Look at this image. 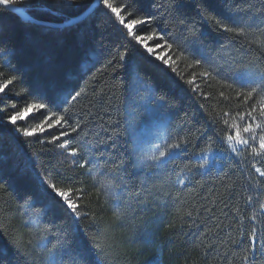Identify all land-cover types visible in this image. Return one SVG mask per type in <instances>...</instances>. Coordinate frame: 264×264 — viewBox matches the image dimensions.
Listing matches in <instances>:
<instances>
[{"label": "trees", "instance_id": "trees-1", "mask_svg": "<svg viewBox=\"0 0 264 264\" xmlns=\"http://www.w3.org/2000/svg\"><path fill=\"white\" fill-rule=\"evenodd\" d=\"M93 1L16 6L62 23ZM109 3L126 23L146 21L134 25L140 42L103 0L62 29L0 7V264H264V0ZM44 98L79 123L70 138L23 136L39 113L13 130L8 117ZM152 123L164 141L150 152L137 137ZM237 132L246 145L228 140ZM177 143L178 157L153 159ZM73 148L93 163L74 166ZM209 152L210 163L200 158Z\"/></svg>", "mask_w": 264, "mask_h": 264}, {"label": "snow or ice", "instance_id": "snow-or-ice-1", "mask_svg": "<svg viewBox=\"0 0 264 264\" xmlns=\"http://www.w3.org/2000/svg\"><path fill=\"white\" fill-rule=\"evenodd\" d=\"M103 2H104V7L110 9L112 13L116 14V16L119 18L120 23L126 29H128V35L129 36H134V25L146 23V21L140 20V19L133 20L131 23H126L125 18L120 15V13H121L120 8L113 7V5L111 3H109V0H103ZM19 3H20V0H0V7H2L3 9H8V8L12 7L13 5H17ZM125 7H127V5H125ZM16 11L20 12L21 9L17 8ZM129 15H132V13H129ZM74 22L75 21L73 19H67L64 21V24L57 25V27H63L65 25H72ZM225 30L231 31V29H229V28H225ZM134 38L137 42L141 41V37L138 35H135ZM149 39L151 40L152 37L150 36ZM160 39H163V37H160ZM157 47H160V45L158 44ZM168 47L171 48V45L169 44ZM147 51L149 53H153L155 51V49L152 47H148ZM123 59H124V57L121 56V60H123ZM156 59L159 60V59H162V57L158 55V56H156ZM163 63L165 65H167L169 63V61L167 59H164ZM203 75H207V73H204ZM8 83L11 84L12 81L9 80ZM190 83H191V81H190ZM3 91H4V88H0V92H3ZM77 95H79V94H77ZM248 95H249V97H251V95H252L251 92ZM12 109L15 110L16 105H12ZM60 109H61V105L59 103H57L55 98H44L43 102H40L37 104H32L29 107H27L23 112H16V114L10 115L8 117V122L14 126L13 127L14 131L19 132L20 128L17 125V122L19 120H27L28 118L36 119L35 115H33V114L39 113L40 116L44 117L43 122L41 124L37 125V127L32 128L30 130L28 128H24L23 133H22L23 136L32 137L34 135H37V133H44L48 130L55 128L58 130L59 134L58 135H51V133H50L51 141H49V142L51 143V142L61 141L65 137L70 138L72 133H75L78 131V129L80 128V125H79V123H77L75 126H73L72 116L70 114H68L66 109L64 110V112L61 115H54V112H59ZM255 111H256V109L253 108L252 112H255ZM252 112H249L248 115L251 116ZM260 115L264 116V104L261 105ZM44 124H47V128L44 127ZM0 126H3L2 115H0ZM258 127H259V125H258ZM249 131H250V129L248 127L244 128L245 133H247ZM228 140L229 141L235 140L237 143H241V144H245V145L248 143V141L246 139H243L241 137V134L239 132H237L235 134V136L229 134ZM66 145H67V141L60 143L59 147L65 148ZM169 148L174 150V151H170L168 153L160 152L159 157H153V159L159 160L161 164H167L170 160L175 159L176 157H178L181 154L182 151H184L181 143L169 145ZM260 148L264 149V137L261 138ZM68 155L74 158L73 159L74 166L78 165L82 169L88 168V166L93 163V161L91 159L84 158V157H80V159L83 160L82 163L79 162V160L75 159L78 157V151L75 148H73L70 152H68ZM165 157H167V159H165ZM200 167H203V165H200ZM256 170H257V172L260 171V169H256ZM92 175L94 178L96 177V173H93ZM100 175L103 176V173L101 172ZM261 175H264V173H261ZM179 183L184 184V180H179ZM101 186L105 187V188H110L111 184L110 183H106V184L102 183ZM0 187H2V185H0ZM48 187L52 189V192L55 193V196L60 197L63 200V203L67 206L68 209H71L73 212H75L78 209L79 205L77 203L73 202L68 191H61L54 184L48 185ZM78 191H80V193H81V195L78 198L82 199L83 198V190H78ZM49 194L51 195V193H49ZM261 207H264V205H261ZM244 259L247 260L248 257L245 256Z\"/></svg>", "mask_w": 264, "mask_h": 264}, {"label": "rangeland", "instance_id": "rangeland-1", "mask_svg": "<svg viewBox=\"0 0 264 264\" xmlns=\"http://www.w3.org/2000/svg\"><path fill=\"white\" fill-rule=\"evenodd\" d=\"M138 135L139 136L137 137V140L140 144V147H142L144 150H149L150 152L159 149L160 145L164 141L161 128L159 125L154 123L145 127ZM167 152H170V150ZM200 158L207 159L210 163L213 158V153L209 152L202 154L200 155Z\"/></svg>", "mask_w": 264, "mask_h": 264}, {"label": "water", "instance_id": "water-1", "mask_svg": "<svg viewBox=\"0 0 264 264\" xmlns=\"http://www.w3.org/2000/svg\"><path fill=\"white\" fill-rule=\"evenodd\" d=\"M100 2H101V0H94L93 3L82 14H80L79 16H77L75 18H72L75 21L72 25H65L63 27H57V25H62V24H64V22L53 23V22H43V21L35 20V19L31 18L21 7L16 6V5H13L12 7L8 8L6 10H8L11 13L15 14L16 16H18L24 22L33 23L36 25L55 28V29H62V28L71 27L75 24H78V23L84 21L98 8ZM17 8L21 9V11L17 12L16 11Z\"/></svg>", "mask_w": 264, "mask_h": 264}]
</instances>
